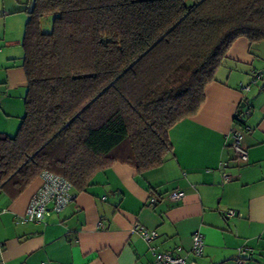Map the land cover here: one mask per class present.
Returning a JSON list of instances; mask_svg holds the SVG:
<instances>
[{"label": "trees", "instance_id": "1", "mask_svg": "<svg viewBox=\"0 0 264 264\" xmlns=\"http://www.w3.org/2000/svg\"><path fill=\"white\" fill-rule=\"evenodd\" d=\"M25 116L0 133V194L49 172L84 192L116 163L163 166L241 38L264 42V0H31ZM53 16L49 32L43 20Z\"/></svg>", "mask_w": 264, "mask_h": 264}, {"label": "crops", "instance_id": "2", "mask_svg": "<svg viewBox=\"0 0 264 264\" xmlns=\"http://www.w3.org/2000/svg\"><path fill=\"white\" fill-rule=\"evenodd\" d=\"M259 73L264 42L239 39L198 112L170 130L173 151L163 166L140 173L116 163L42 223L23 222L41 177L16 199L1 193L0 264H151L162 252L192 259L196 233L205 243L198 264H237L242 247L252 251L250 264H264V78L253 84ZM235 131L243 133L247 162L232 148ZM173 192L183 198L172 200ZM135 225L157 239L147 243Z\"/></svg>", "mask_w": 264, "mask_h": 264}, {"label": "rangeland", "instance_id": "3", "mask_svg": "<svg viewBox=\"0 0 264 264\" xmlns=\"http://www.w3.org/2000/svg\"><path fill=\"white\" fill-rule=\"evenodd\" d=\"M18 0H0V133L14 137L25 116L27 79L22 69L21 42L28 20L26 9ZM31 1V0H30ZM29 1V2H30ZM53 16L44 18L43 30L49 32Z\"/></svg>", "mask_w": 264, "mask_h": 264}, {"label": "built area", "instance_id": "4", "mask_svg": "<svg viewBox=\"0 0 264 264\" xmlns=\"http://www.w3.org/2000/svg\"><path fill=\"white\" fill-rule=\"evenodd\" d=\"M262 78H264L263 74H255L253 84H256ZM250 89V86L245 88L246 91H250ZM249 112L250 109L247 110L248 114ZM243 137L242 132L235 131L232 134V148L241 162H247L249 155L247 148L243 144ZM41 179L43 186L30 201L23 222L42 223L50 213H62L73 201L71 194L74 189L67 180L49 172L44 173ZM230 180L229 176L224 175L225 182H229ZM182 198L183 194L180 192H173L171 194V199L174 201L181 200ZM229 215L235 216V213L230 212ZM134 232L139 233L147 243H152L158 237L156 232L148 231L140 225L134 226ZM192 243V259L175 256L172 252H162L155 254V260L151 264H198V259L203 256L205 247L204 237L196 233L192 237ZM251 257L252 251L247 247H242L238 251L237 264H250Z\"/></svg>", "mask_w": 264, "mask_h": 264}]
</instances>
